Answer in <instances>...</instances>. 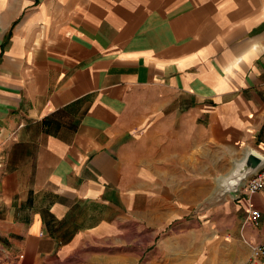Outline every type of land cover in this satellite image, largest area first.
Returning a JSON list of instances; mask_svg holds the SVG:
<instances>
[{
	"label": "crops",
	"instance_id": "1",
	"mask_svg": "<svg viewBox=\"0 0 264 264\" xmlns=\"http://www.w3.org/2000/svg\"><path fill=\"white\" fill-rule=\"evenodd\" d=\"M246 147L264 0H0V264H264Z\"/></svg>",
	"mask_w": 264,
	"mask_h": 264
},
{
	"label": "water",
	"instance_id": "2",
	"mask_svg": "<svg viewBox=\"0 0 264 264\" xmlns=\"http://www.w3.org/2000/svg\"><path fill=\"white\" fill-rule=\"evenodd\" d=\"M232 165L227 174L218 178L217 190L213 197L215 201L222 200L227 195L239 196L249 178L264 167V155L246 147L241 158L233 160Z\"/></svg>",
	"mask_w": 264,
	"mask_h": 264
},
{
	"label": "built area",
	"instance_id": "3",
	"mask_svg": "<svg viewBox=\"0 0 264 264\" xmlns=\"http://www.w3.org/2000/svg\"><path fill=\"white\" fill-rule=\"evenodd\" d=\"M264 188V167L255 175L249 178L245 187L243 188L249 194H254ZM261 219L259 210H251L246 218V222L258 225ZM252 254L254 258L264 255V242L252 246Z\"/></svg>",
	"mask_w": 264,
	"mask_h": 264
},
{
	"label": "rangeland",
	"instance_id": "4",
	"mask_svg": "<svg viewBox=\"0 0 264 264\" xmlns=\"http://www.w3.org/2000/svg\"><path fill=\"white\" fill-rule=\"evenodd\" d=\"M193 215H194V214H189L188 217H194Z\"/></svg>",
	"mask_w": 264,
	"mask_h": 264
}]
</instances>
